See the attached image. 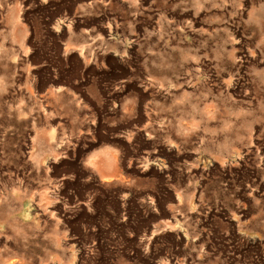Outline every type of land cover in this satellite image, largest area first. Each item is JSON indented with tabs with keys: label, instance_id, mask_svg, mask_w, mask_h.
<instances>
[{
	"label": "rangeland",
	"instance_id": "374dc122",
	"mask_svg": "<svg viewBox=\"0 0 264 264\" xmlns=\"http://www.w3.org/2000/svg\"><path fill=\"white\" fill-rule=\"evenodd\" d=\"M25 1L0 2V264H70L65 220L120 211L147 222L116 264L156 236V264H264V0ZM73 8L84 55L49 26Z\"/></svg>",
	"mask_w": 264,
	"mask_h": 264
},
{
	"label": "flooded vegetation",
	"instance_id": "af4514ba",
	"mask_svg": "<svg viewBox=\"0 0 264 264\" xmlns=\"http://www.w3.org/2000/svg\"><path fill=\"white\" fill-rule=\"evenodd\" d=\"M157 213L162 214V207H158ZM121 212V211H120ZM120 212L115 213L119 215V217H112L107 219L99 218L98 216L92 217H74L71 216L67 218L66 225H67V232L70 234L71 237H75L78 241H80V251L77 253V257L74 262L70 264H99V249H100V242L98 240L100 236V225H110L113 224L116 228L112 231L109 230V236L111 237L110 243L108 242L106 246L110 248V257L114 261L119 257V252H122L123 245L121 244V236L127 232V229L124 228V224L127 222L131 223H142L146 224L147 218L146 215L139 216V217H122L120 216ZM123 212V211H122ZM94 213V212H93ZM134 224V225H135ZM135 230V229H134ZM112 231V233H111ZM132 235V234H131ZM136 235V234H135ZM156 246H152V242L150 244V248L148 251L141 248L139 250H132V257L136 259L135 264H156L158 263L157 257H153V253L162 250L163 240L156 236ZM74 243L70 242L69 240L65 241V247L68 249ZM106 247V248H107ZM139 248V247H138ZM108 251V250H107ZM83 254V257H82ZM112 264H116L115 261Z\"/></svg>",
	"mask_w": 264,
	"mask_h": 264
},
{
	"label": "crops",
	"instance_id": "0c3cea01",
	"mask_svg": "<svg viewBox=\"0 0 264 264\" xmlns=\"http://www.w3.org/2000/svg\"><path fill=\"white\" fill-rule=\"evenodd\" d=\"M8 1L10 0H0V2L2 4H7L9 3ZM80 0H77V2H79ZM85 1L86 4H91V11H89L86 16L89 17H93L94 12L92 10H94V5H101L103 8H109V5L107 6V4H109L110 2H108V0H82ZM35 5V3L37 2V0H28L25 1L24 3V7L26 6V9H33V6L31 5V3ZM54 2H59L60 4H65L68 5L70 3V0H43V3L46 4V6H50V8H53L54 5H52ZM30 3V4H29ZM84 3V4H85ZM70 5V4H69ZM81 16L79 14V11L77 8H73V12L69 11V12H62V13H57L54 17H52V20L49 22V26L51 29L54 28L55 32H57V27H59V32L57 33L58 38H59V42L61 43V49L64 50L65 48L70 49L73 52H77V54H80L79 52H81V55L88 53V51L95 45L92 42V39L94 37V35L92 36V34L90 33V26H82V27H77L75 24V20L77 19V17ZM65 32L66 33V37L64 38L63 36H61V33ZM73 42V39H75ZM103 40V39H101ZM100 40V42H101ZM106 41H110L108 39H106ZM99 42V40H98ZM116 45L113 47L116 50H119L122 46L118 44V42H113ZM115 54L116 52L114 50H112ZM96 168L101 171L103 174L104 173H110V175H117V171H118V164H117V160L116 157L112 154H100L96 161ZM125 197H121V199L123 200ZM162 226L164 227V223H162Z\"/></svg>",
	"mask_w": 264,
	"mask_h": 264
},
{
	"label": "water",
	"instance_id": "95a60500",
	"mask_svg": "<svg viewBox=\"0 0 264 264\" xmlns=\"http://www.w3.org/2000/svg\"><path fill=\"white\" fill-rule=\"evenodd\" d=\"M111 34L107 33L106 36L109 37ZM108 40H110L109 38H107ZM119 51H122V47L119 49ZM65 87V86H64Z\"/></svg>",
	"mask_w": 264,
	"mask_h": 264
}]
</instances>
